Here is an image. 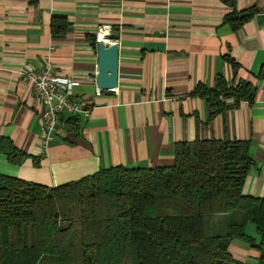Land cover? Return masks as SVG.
<instances>
[{"label": "crops", "instance_id": "0c3cea01", "mask_svg": "<svg viewBox=\"0 0 264 264\" xmlns=\"http://www.w3.org/2000/svg\"><path fill=\"white\" fill-rule=\"evenodd\" d=\"M249 11L237 28L226 22ZM103 25L119 36L111 90L96 83ZM47 59L78 83L73 96L89 115L44 148L41 104L24 72ZM219 76L250 83L253 96L210 118L193 92ZM0 137L27 155L18 164L0 153V173L49 187L118 165H171L179 142L246 140L254 165L243 193L264 198V0H0ZM245 233L250 240H232L229 251L255 264L262 234L252 222Z\"/></svg>", "mask_w": 264, "mask_h": 264}, {"label": "trees", "instance_id": "16d2710c", "mask_svg": "<svg viewBox=\"0 0 264 264\" xmlns=\"http://www.w3.org/2000/svg\"><path fill=\"white\" fill-rule=\"evenodd\" d=\"M252 14L232 13L226 22L237 28ZM252 89L219 76L193 94L213 118L252 99ZM69 122L78 126L79 118ZM249 150L246 140L179 142L171 165H118L56 187L0 173V264H77L76 235L82 264H246L229 246L250 240L248 222L262 234L255 264H264V198L243 193L254 165ZM0 153L18 164L27 157L7 137Z\"/></svg>", "mask_w": 264, "mask_h": 264}, {"label": "built area", "instance_id": "2783aa9c", "mask_svg": "<svg viewBox=\"0 0 264 264\" xmlns=\"http://www.w3.org/2000/svg\"><path fill=\"white\" fill-rule=\"evenodd\" d=\"M109 34V25L100 26L97 40L109 42ZM24 75L41 104V143L44 148H48L51 141L66 137L71 116L89 115V110L73 96L72 91L78 83L68 76L58 74L49 59L38 69L28 67Z\"/></svg>", "mask_w": 264, "mask_h": 264}, {"label": "water", "instance_id": "95a60500", "mask_svg": "<svg viewBox=\"0 0 264 264\" xmlns=\"http://www.w3.org/2000/svg\"><path fill=\"white\" fill-rule=\"evenodd\" d=\"M109 42L97 40L98 73L96 83L101 90H111L118 86L120 50L117 34H109ZM224 264H234L227 263Z\"/></svg>", "mask_w": 264, "mask_h": 264}, {"label": "rangeland", "instance_id": "374dc122", "mask_svg": "<svg viewBox=\"0 0 264 264\" xmlns=\"http://www.w3.org/2000/svg\"><path fill=\"white\" fill-rule=\"evenodd\" d=\"M75 243H76V262L77 264H82V246H81L80 237L78 235H76Z\"/></svg>", "mask_w": 264, "mask_h": 264}]
</instances>
